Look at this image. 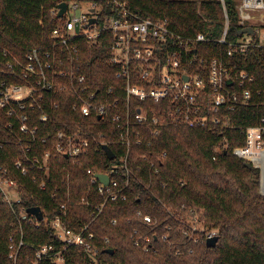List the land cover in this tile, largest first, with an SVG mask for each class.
Returning a JSON list of instances; mask_svg holds the SVG:
<instances>
[{
    "label": "trees",
    "instance_id": "16d2710c",
    "mask_svg": "<svg viewBox=\"0 0 264 264\" xmlns=\"http://www.w3.org/2000/svg\"><path fill=\"white\" fill-rule=\"evenodd\" d=\"M60 1L0 0V46L20 59L33 47H49L55 26L49 10ZM127 2L130 8L144 16L170 17L179 33L192 37L206 33L208 41L197 46L201 58L209 61L226 55V45L217 40L225 26L220 1ZM226 5L230 19L229 39H237L241 25L238 24L236 0H226ZM108 55V44L97 48L82 44L83 72L100 90L117 82L105 65ZM3 60L6 57L0 52L1 68H4ZM232 61L238 69L247 70L254 76L253 83L244 87L252 91L250 104L230 112L231 126L220 124L219 130L177 124L166 116L157 135L144 132L142 144L131 147L132 166H140L137 173L141 183L132 179L133 189L128 200L107 204L91 224L99 248L96 261L74 247L66 264H264V194L260 192V169L248 168L246 161L232 152L233 147L245 144L243 130L258 124L264 115V48L254 47L246 54H236ZM207 67L206 62V74ZM55 96L59 101L57 109L45 107L28 111L30 125L38 127V138L31 144L30 153L51 150L48 175L39 169L23 175L15 168L14 161L23 154L26 145L20 143V138L27 137L16 127L5 128L10 118L2 109L0 141H4V145L0 148V166L7 167L19 179L23 188L20 206H40L49 220L59 212L61 203L70 198L69 225L78 229L91 221L94 210L93 205L80 204V198L92 194L93 203L100 200L87 170L103 172L114 161L102 150V145L96 144L78 161L67 160L57 154L50 143L43 145L41 138L55 136L58 131H86L96 135L98 141H105L117 157L125 152V148L117 142L114 123L99 121L96 116L86 118L74 110L75 96L69 90ZM43 112L49 114L45 122L40 120ZM222 141L229 143L227 152L224 149L216 151ZM142 154H147L149 159L141 158ZM151 161L155 162L157 172L151 169ZM42 182L46 183L45 189L40 187ZM138 210L157 219V224L144 225ZM193 211L201 225L217 231L219 239L215 246L208 247L207 242L195 244L177 231L182 218L193 219ZM113 219L117 220L115 224ZM169 226H173L174 231L171 237L163 240L162 235L169 231ZM135 228L151 233L157 253L134 245L131 234ZM16 229L15 215L0 193V264H32L35 249L40 244L56 243L52 228L47 224L24 222L25 244L14 262L9 257L10 237ZM106 237L109 242H105ZM106 249H113L114 253H107Z\"/></svg>",
    "mask_w": 264,
    "mask_h": 264
},
{
    "label": "built area",
    "instance_id": "2783aa9c",
    "mask_svg": "<svg viewBox=\"0 0 264 264\" xmlns=\"http://www.w3.org/2000/svg\"><path fill=\"white\" fill-rule=\"evenodd\" d=\"M167 1L201 3L203 0ZM218 1L224 11L225 26L217 40L226 45L227 52L225 56L209 61L197 52L198 44L208 41L206 33L200 32L193 37L179 33L170 17L144 16L130 8L127 0H62L49 10L55 21L49 47H33L20 59L0 46V52L6 57L2 61L4 68L0 67V75H4L0 78V109L10 118L5 128L12 130L16 127L27 137L20 138V143L26 144L25 150L14 161L15 168L23 175L32 169L48 175L51 150L30 153L31 144L38 138V127L30 125L28 111L45 107L57 109L59 101L55 95L61 91L69 90L75 96L73 109L86 118L96 116L99 121L114 123L117 142L125 148L119 157L114 152V158H109L114 162L103 172L87 170L100 200L93 203L92 194L80 198V204L93 205L94 210L91 221L78 229L69 225L70 198L61 203L59 212L50 220L42 210L44 217L40 220L29 213L28 208L20 206L23 188L19 179L7 167L0 166V193L11 207L17 223V229L10 237L9 257L14 262L25 244L24 222L47 224L56 240L55 244H40L35 249L32 264H66L74 247L96 261L99 248L91 224L107 204L128 200L133 189L132 179L141 183L137 173L140 166H132L131 147L142 144L144 132L157 135L166 116L177 124L219 130L217 126L220 124L231 126L230 112L250 104L252 91L244 87L253 83L254 76L247 70L238 69L232 60L236 54H246L251 48H264V0H236L238 24L241 29L252 27L254 34L245 32L233 40L229 39L226 0ZM62 2L67 7L60 16ZM82 44L89 48L109 45L105 65L111 69L116 84L100 90L88 80L81 62ZM206 62L208 74L204 70ZM48 119L49 114L43 112L40 115L41 121ZM243 134L245 144L233 147L232 152L260 169V192L264 194V115L258 124L246 127ZM41 140L43 145L50 143L57 154L73 161L89 154L93 144L102 145L103 151V145L107 144L86 131H58L55 136L42 137ZM3 145L4 141H0V148ZM228 147L229 143L222 141L216 151ZM141 158L148 160L149 156L142 154ZM153 168L158 171L155 162L151 161ZM100 173L109 178L107 184L98 176ZM40 187L45 189L46 183L42 182ZM137 214L144 225L155 226L158 222L142 210ZM194 214L193 219L182 218L177 228L179 234L195 244L217 236L216 230H207L196 212ZM116 222L113 219V223ZM168 230L162 235L163 240L171 237L173 226ZM131 238L135 246L157 253L151 233L135 228ZM109 241L106 237L105 242Z\"/></svg>",
    "mask_w": 264,
    "mask_h": 264
},
{
    "label": "water",
    "instance_id": "95a60500",
    "mask_svg": "<svg viewBox=\"0 0 264 264\" xmlns=\"http://www.w3.org/2000/svg\"><path fill=\"white\" fill-rule=\"evenodd\" d=\"M66 7H67V4L65 2L60 3V8H61L60 16L64 13V11L66 10ZM92 21H94V19ZM245 32H247L249 34H254V29L252 27H244V28L240 29L239 35H242ZM103 149H104V151L106 152L107 156L110 159L114 158L115 153H114V151L112 150V148L109 145L104 144L103 145ZM225 152H227V150ZM246 166L248 168H252L253 167V164L251 162H248L247 161L246 162ZM98 176L106 184L109 182V178L106 176V174L100 173V174H98ZM263 183H264V172H263ZM28 212L31 213V214H33V215H35L40 220H42L43 217H44L43 211H42V209H41L40 206L30 207V208H28ZM218 239H219L218 236H215V237L209 239L207 241V246L208 247L215 246L217 244V242H218ZM105 252L113 254L114 253V250L113 249H106Z\"/></svg>",
    "mask_w": 264,
    "mask_h": 264
},
{
    "label": "rangeland",
    "instance_id": "374dc122",
    "mask_svg": "<svg viewBox=\"0 0 264 264\" xmlns=\"http://www.w3.org/2000/svg\"><path fill=\"white\" fill-rule=\"evenodd\" d=\"M237 1H239V0H237Z\"/></svg>",
    "mask_w": 264,
    "mask_h": 264
}]
</instances>
